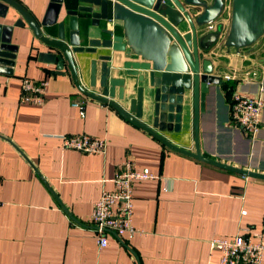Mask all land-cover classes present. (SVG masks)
Listing matches in <instances>:
<instances>
[{"label":"crops","instance_id":"obj_1","mask_svg":"<svg viewBox=\"0 0 264 264\" xmlns=\"http://www.w3.org/2000/svg\"><path fill=\"white\" fill-rule=\"evenodd\" d=\"M13 1L38 22L52 2ZM230 4L231 0H225L217 18L221 27L217 41L199 50L200 62L211 61V75L219 83L210 84L205 110L199 114L198 147L209 159L264 174V114L258 134L250 139L231 126L229 110L232 90L254 93L264 83V34L247 47L223 46L230 26ZM80 5L81 0H61L57 23L64 22L67 33L66 11ZM77 17L81 44L101 37L99 28L91 26L86 36L90 15L79 12ZM18 18H22L20 13L9 6L0 23L11 26ZM56 27L41 26L43 36L54 39ZM180 30H189L186 22ZM11 43L17 46L13 71L0 72V264H216L219 252L210 249L212 238L239 234L254 238L259 233L264 240V179L173 150L112 106L86 97L68 66L59 74L54 64L39 61V52L53 50L26 22L13 27ZM100 55L111 57L107 63L110 78L125 80L121 90L115 87L114 99L118 101L123 91L124 99L119 102L129 110L130 100L136 99L141 88L145 95L141 121L151 125L148 72L140 69L139 75H129L125 69L128 62H143L140 56L127 57L125 51L102 47L97 54H75L81 86L99 93V87L90 85V62L96 61L99 82ZM225 74L235 78L225 79ZM24 77L48 82L43 104L20 102ZM186 97L181 131L158 133L174 146L196 152L190 94ZM73 101H85L83 116ZM82 133L105 138V154L62 148L59 135ZM127 156L136 169L148 168L158 178L133 184L132 219L139 233L130 239L108 234L107 245L99 249L89 223L93 202L102 190L112 189L111 180Z\"/></svg>","mask_w":264,"mask_h":264},{"label":"water","instance_id":"obj_2","mask_svg":"<svg viewBox=\"0 0 264 264\" xmlns=\"http://www.w3.org/2000/svg\"><path fill=\"white\" fill-rule=\"evenodd\" d=\"M77 10L66 11L68 33L64 22L57 19L61 0H52L41 22H38L25 8L13 0H0V18H5L8 7L17 10L22 18L13 25L0 23V72L11 74L15 65L17 46L11 43L13 27H23L25 22L33 34L46 44L52 52H39V61L54 64L57 73L68 66L74 82L86 97L106 103L124 118L146 130L169 148L191 155L210 164L264 179V174L233 167L203 156L198 147L197 132L200 112L205 110L209 98L210 84L217 85L219 78L211 75L209 59L200 62L199 50L209 48L219 38L220 24L215 32H205L203 27L216 20L222 13L225 0H81ZM201 10L196 15V11ZM90 15L86 26L99 28L100 38H91L81 44L77 14ZM186 22L189 30L182 32L180 26ZM117 23V24H116ZM121 23V25H118ZM56 27L54 39L43 36L41 26ZM264 34V0H231L230 26L223 46L240 49L255 43ZM125 51L126 56H140L143 62H128L125 69L129 75H139L138 70L148 72L149 91L147 97L153 101L151 125L141 119L144 111L143 90L138 89L136 99L130 100L129 110L120 102L123 91L115 97V87L124 86L125 80L110 78L111 68L107 65L111 57L98 56L101 60L99 82L95 79V64H91V87H99L95 94L83 88L79 82L75 54H97L98 48ZM129 47V50L127 49ZM200 64L202 73H200ZM144 76H139L143 80ZM190 94L193 115V129L196 136V152L176 147L158 132H180L184 117L183 101ZM157 131V132H156Z\"/></svg>","mask_w":264,"mask_h":264},{"label":"built area","instance_id":"obj_3","mask_svg":"<svg viewBox=\"0 0 264 264\" xmlns=\"http://www.w3.org/2000/svg\"><path fill=\"white\" fill-rule=\"evenodd\" d=\"M218 19L213 20L203 29L213 32L218 25ZM225 79L235 78L225 74ZM48 86L46 80L34 81L22 78L19 100L22 103L41 105L45 102V92ZM72 106L83 116L85 101H73ZM230 121L231 126L239 129L250 139L258 134L264 114V83L257 92L232 90L230 93ZM62 148L78 151L88 155H104L107 148L105 138L92 137L87 134L59 135ZM158 176L148 168L136 169L133 159L127 156L119 164L115 176L112 178L113 187L102 190L100 197L93 202L89 223L95 234L99 249L107 243V235L132 238L139 230L133 224L135 181L152 180ZM0 204L2 201L0 199ZM254 238L235 235L232 238L215 237L209 240L211 250L219 252L216 264H262L264 255V240L261 234H254Z\"/></svg>","mask_w":264,"mask_h":264}]
</instances>
